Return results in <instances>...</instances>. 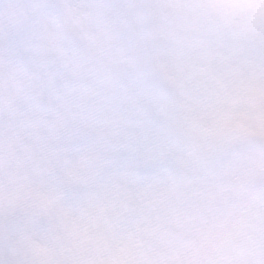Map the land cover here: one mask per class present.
Instances as JSON below:
<instances>
[{
	"label": "snow or ice",
	"instance_id": "snow-or-ice-1",
	"mask_svg": "<svg viewBox=\"0 0 264 264\" xmlns=\"http://www.w3.org/2000/svg\"><path fill=\"white\" fill-rule=\"evenodd\" d=\"M160 7L171 14L179 6ZM163 39L146 76L123 49L98 72L104 43L91 30L22 53L34 67V94L6 78L0 87V264H154L135 254L133 241L157 226L145 215L148 197L168 191L182 169L264 176V147L243 155L228 134L235 117L264 97V80L233 75L247 43L195 26L168 28ZM261 49L264 57V41ZM76 77L92 98L108 91L102 112L77 101ZM164 81L179 93L182 121L163 102ZM183 219L178 212L177 222ZM59 237L70 250L94 242L95 257L55 258L45 245ZM156 264L198 262L185 256Z\"/></svg>",
	"mask_w": 264,
	"mask_h": 264
},
{
	"label": "rangeland",
	"instance_id": "rangeland-1",
	"mask_svg": "<svg viewBox=\"0 0 264 264\" xmlns=\"http://www.w3.org/2000/svg\"><path fill=\"white\" fill-rule=\"evenodd\" d=\"M163 3L179 7L169 14L160 7ZM0 23L8 25L0 29V87L6 78L25 96L34 94L35 80L34 67L22 53L45 52L87 30L103 38L98 72L123 49L146 76L153 53L164 46L163 33L168 28L195 26L234 33L244 40L249 52L233 75L257 83L264 80V0H0ZM75 88L78 102L90 111H103L109 99L106 89L100 88L99 96L92 98L80 77L75 78ZM160 94L168 110L182 121L177 89L164 81ZM228 134L241 154L259 153L264 147V97L235 117ZM16 147L23 149L22 138ZM178 212L184 216L179 223ZM145 215L158 222L155 228L136 234L133 250L141 259L154 264L185 256L198 264L264 261V176L257 172L232 175L211 174L203 167L182 169L168 191L148 197ZM45 246L50 255L62 260H88L96 255L95 243L87 240L71 250L63 237Z\"/></svg>",
	"mask_w": 264,
	"mask_h": 264
}]
</instances>
